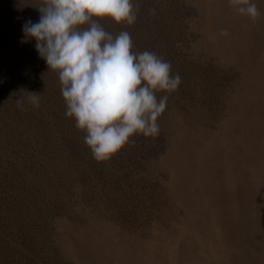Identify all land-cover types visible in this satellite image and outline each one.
Here are the masks:
<instances>
[{"label": "rangeland", "instance_id": "obj_1", "mask_svg": "<svg viewBox=\"0 0 264 264\" xmlns=\"http://www.w3.org/2000/svg\"><path fill=\"white\" fill-rule=\"evenodd\" d=\"M41 2L0 0V264H264V0L255 20L228 0H133L134 25L99 21L182 80L157 93L159 134L105 161L24 36ZM27 92L40 104L21 111Z\"/></svg>", "mask_w": 264, "mask_h": 264}, {"label": "clouds", "instance_id": "obj_2", "mask_svg": "<svg viewBox=\"0 0 264 264\" xmlns=\"http://www.w3.org/2000/svg\"><path fill=\"white\" fill-rule=\"evenodd\" d=\"M228 3L242 16H260L251 0ZM36 8L40 18L23 25L24 36L35 40L48 69L58 74L65 116L85 133L84 143L94 159H110L136 134L157 136L158 118L168 102V95L157 93L178 90L180 75L156 53L134 52L128 31L113 35L99 22L109 19L132 26L139 5L133 0H42ZM155 12L153 8L151 14ZM219 34L227 36L228 30ZM27 94L15 100L21 111L25 100L39 107V94Z\"/></svg>", "mask_w": 264, "mask_h": 264}]
</instances>
